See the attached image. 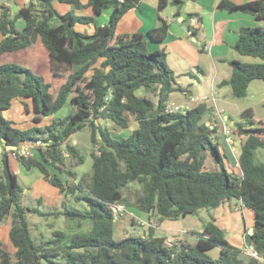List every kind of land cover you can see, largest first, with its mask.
Masks as SVG:
<instances>
[{"label": "trees", "instance_id": "16d2710c", "mask_svg": "<svg viewBox=\"0 0 264 264\" xmlns=\"http://www.w3.org/2000/svg\"><path fill=\"white\" fill-rule=\"evenodd\" d=\"M139 1L29 0L12 13L0 0V55L39 41L48 54L50 76L65 78L50 92V83L43 76L15 62H0V111L20 98L23 112H32L34 123L20 128L0 114V223L11 218L9 238L15 247L14 252L6 251L0 241V264H264L252 257L243 260L241 250L229 243L212 216L196 233L193 244L183 240L166 244L165 237L154 235L151 228L141 237H112L114 214L109 204L126 206L129 200L122 187L137 181L142 191L133 205L154 212L159 220H175L239 200L253 212V229L245 232V243L264 258V162L257 161L255 155V150H264V122L252 125L256 121L251 110H243L244 119L232 130L240 148L238 171H234L225 167L224 154L213 139L217 127L210 128L203 119L209 110L206 100L184 111H166L169 95L185 90L176 84L166 52L149 49L140 32L119 34L115 30L123 13ZM54 2L69 4L72 9L60 12ZM183 3L157 0V9L171 4L174 15H179ZM216 6L264 21V0H219ZM87 7L92 15L74 12ZM108 9L107 22L98 24L95 16ZM192 15L187 13V17ZM17 20L24 23L21 29L16 27ZM76 24L94 28L87 33L77 30ZM167 32L168 23L162 21L150 28L147 36L159 43ZM237 34L232 48L262 60L229 62L232 72L217 86H229L231 95L241 98L246 96L250 81L264 80V27L241 26ZM139 90L143 93L138 94ZM28 100L31 110H27ZM66 103L70 110L55 117ZM128 115L135 127L127 137H114L96 123L104 120L127 128ZM47 117H51L49 124L37 125ZM86 125L96 149L90 154L89 179L82 186L67 180L76 177L66 168L65 159L76 165L84 163L85 156L72 140ZM34 140H42L44 146L36 148L34 156H17L16 160L27 170L36 167L64 197L71 195L81 204V209L68 207L63 200L60 210L44 214L21 204L22 187L9 164L6 146ZM208 155L219 161L220 169L206 168ZM30 213L63 215L66 222L74 221L77 226L90 220L91 228L68 233L49 225L51 237L35 242L26 222ZM214 247L219 250L216 258L207 254Z\"/></svg>", "mask_w": 264, "mask_h": 264}, {"label": "crops", "instance_id": "0c3cea01", "mask_svg": "<svg viewBox=\"0 0 264 264\" xmlns=\"http://www.w3.org/2000/svg\"><path fill=\"white\" fill-rule=\"evenodd\" d=\"M14 1L17 5H15ZM183 1L184 3L180 10V14L174 15L175 7L171 4H168L162 10H158L157 0H140L136 7H132L123 13L116 24L115 30L119 34L140 32L144 35L149 49H164L166 52V62L177 76L176 84L185 88V90L179 92L184 94L188 93L187 88L183 86L181 80L184 75H189L191 79H195V82L201 89L204 88L203 93L200 96H196H207V94H212L215 88H218V90H216L218 97H225L228 92L225 90L223 91V89L228 86H217L222 79H217L218 62H216L215 59H217V61L223 60L221 55L225 53L228 48H232V45L237 39V31L239 27L245 25L260 26L261 23L260 21L255 20V18L250 14L240 12L228 13L225 10L218 9L216 5L219 0ZM233 1L241 3L249 0ZM9 4L20 7L25 4V2L23 0H9ZM70 9H72L71 5L68 6V10ZM74 12L76 14L92 15V10L88 7L85 9L74 10ZM109 13L110 10L108 9L103 11L100 15L95 16L96 22L98 24L106 23ZM187 13H193V15L191 17H187ZM191 18H196L197 23L195 25L190 24ZM186 19L187 22H185ZM162 21H166L168 23V32L165 39L158 43L152 41L147 36V31L150 28L161 24ZM16 22L19 23L16 24L19 25L18 27H23L24 23L22 20H17ZM75 28L80 31L92 33L94 27L92 24H76ZM1 37L2 36L0 35V39ZM1 56L2 55H0V58ZM230 61L231 60H229L228 63ZM10 62H12V60ZM204 63L209 66L210 71L206 72L201 69L200 65L203 66L205 65ZM196 67L202 74V80L196 79L194 76L193 69ZM13 101L21 102L20 98L13 99L11 107H13ZM206 103L207 106H209L208 102ZM11 107L5 110L8 113L7 119L12 120L15 123V126L20 128L32 126L29 125L30 121L26 122L27 115L29 114L24 113L23 110H18L16 117H13L10 113ZM232 144L235 145L234 152H232L235 158H237L240 148L236 138H232V143L228 144L230 148ZM220 153L222 154L223 152L220 151ZM17 165L21 166L19 162H17ZM13 171L15 172V170ZM31 190L33 193L32 196L35 200H37V202L44 204L45 206L52 207L55 211L60 207L64 197L58 189L54 192L53 197H45L43 199L37 191L33 190V188H31ZM68 204L69 203H66L67 206H70ZM201 211L205 214V220L212 216L214 223L223 231L225 238L233 246L240 249L242 255L246 256V258L249 257L246 249L247 245L245 243L244 234L245 232L250 233L253 229V212L246 208L239 200H230L228 202L221 203L210 210L203 208L194 215L179 217L175 220H159L158 216L155 215L154 212H143L139 209H135L131 212L130 220L131 223H138L145 226L143 236L147 235V232L151 228L154 235L165 237L166 244H168L167 242L170 239H173L171 243H175L179 240L189 242L188 237L185 235H193L196 241V233L202 230L203 224L198 220V214H201ZM66 224H68V226H66L69 228L70 222H66ZM10 225L11 218L9 216L4 219L2 223H0V241L2 242V247L6 251L14 252L15 247L12 245L9 238Z\"/></svg>", "mask_w": 264, "mask_h": 264}, {"label": "rangeland", "instance_id": "374dc122", "mask_svg": "<svg viewBox=\"0 0 264 264\" xmlns=\"http://www.w3.org/2000/svg\"><path fill=\"white\" fill-rule=\"evenodd\" d=\"M13 3V2H12ZM15 5L17 3L14 1ZM24 5V4H23ZM54 6L56 9H58L60 12H64L68 10L69 4L66 3H59L54 2ZM11 10V12H15L17 10V6L9 5L8 6ZM168 8V7H167ZM187 22V19L185 20ZM260 26L264 27V21H260ZM15 24H19L16 22ZM19 25H16L18 29H21V27H18ZM0 58V62H7L11 61L15 62L17 64H20L22 66L27 67L30 69L33 73L39 74L44 77L46 82L50 83L49 91L54 92L56 91L60 84L65 80L64 77H56L52 78L49 74V66H48V54L43 45L36 41L29 45L28 47H25L24 49L15 50L13 53H2ZM223 60H219L217 63V79H224L228 78L232 72V67L229 65L228 61L232 59L239 60L241 62L246 63H259L262 60L256 57L252 56H246L241 55L237 51L233 50V48H228L225 53L221 55ZM220 57V58H221ZM205 64V63H204ZM201 69L208 72L210 71L209 66L207 64L201 66ZM194 76L196 79L202 80V74L198 71L197 67L193 69ZM181 83L183 86H185L188 90V93L184 94L179 91H175L172 94L169 95L167 105L172 104H193L189 102V95L191 96H200L203 93L204 88H200L198 84L195 82V79H191L189 75H184L182 77ZM216 90L218 88H215L212 94H207L208 99L206 100L208 102V112L204 115L203 119L205 120V124H214V126L217 127L216 133L213 135L214 141H218L219 143V150L223 152L224 156L222 155V161L227 169H234L235 171L238 170L237 167V158H235L233 152H234V144H232L231 148L227 144L226 138L222 131V120H220L219 116L216 115V109H223L224 114L223 120L224 123L227 126H230L232 130L235 128L236 124L238 122H241L244 118L242 117V112L245 109H250L253 115V118L255 119V123L252 125H259L260 122H264V80L261 79H255L250 81L247 87V94L244 97L236 98L231 95L230 87H226L223 89V91H227L228 94L225 97H218ZM142 90L138 91V94H142ZM149 93V92H148ZM150 97H153L152 93H149ZM196 96V97H198ZM155 98V96H154ZM155 100V99H154ZM28 102L27 110H31V101ZM217 106V107H216ZM11 115L13 117H16V114L18 110H24V106L20 102L13 101V107H11ZM70 110L69 105L66 103L56 114L55 117H63L68 111ZM0 114L7 118V111H0ZM27 115V121H30L29 125H33L34 123L31 121L32 112L26 113ZM129 118V127L127 128H121L116 126L110 121H104V120H98L96 121L97 124L104 126L109 129V132L114 137H127L131 130L135 127V123L133 120V117L131 115L128 116ZM51 120V117L43 118L40 123H37V125H46L49 124ZM232 138H235L233 135V132L231 133ZM73 138L76 140V145L80 151L81 154L85 156V161L81 165L72 164L68 159H65L66 162V168L68 167L73 173L76 178L68 177L67 180H69V183L77 184L78 182L81 183L82 186H85L89 175L91 173V152L96 149V145L92 144L90 141V129L86 125L76 133H74ZM233 151V152H232ZM30 154L34 156L36 154V149H31ZM255 155L257 161L264 162V150L257 149L255 150ZM9 164L13 170H15V174L17 177V181L19 185L22 187V193H21V204L27 207H37L41 212L44 214L49 211H55L54 208L45 206L44 204H40L37 202V200L34 199L32 196V190L37 191L39 195L43 198H51L53 197V194L55 191H57V188L47 181L44 180L41 172L36 168L32 167L30 169H25L23 166L17 165V162L15 159L8 158ZM229 160V162H228ZM219 161L216 159H213L210 157V155L206 156L205 159V166L208 169H220V166L218 165ZM0 168H1V154H0ZM70 183V184H71ZM32 186V187H31ZM142 191V184L137 181L129 182L126 187H122V193L124 196L128 198V204H126V209L123 212H120L117 217L113 219V239H120L127 236H143L145 226H142L138 223H131L130 217L131 212H133L136 208L135 205H133L134 198L139 195ZM68 198V199H67ZM73 197L71 195H67L66 197H63L62 201L64 200L66 203H69L68 207L75 206L81 209V204L75 203L73 201ZM75 200V199H74ZM132 201V202H131ZM234 201V200H231ZM129 205V206H127ZM73 206V207H74ZM60 207L56 210H60ZM200 214V213H199ZM198 214V220L200 223L204 224L207 218L205 220V214L203 211H201V214ZM26 222L31 234L32 239L35 242H41L48 240L51 237V230L48 225H53L55 228L65 230L68 233H74L77 231H87L91 228V222L90 220H84L82 221L80 226L75 225L74 221H70L69 228L67 227L68 224H66V219L63 215L53 216V215H38L34 213L27 214L26 216ZM67 225V226H66ZM69 229V230H68ZM188 237L189 242L195 243V238L193 235L188 234L185 235ZM230 243V242H229ZM231 244V243H230ZM207 254L212 257L216 258L219 254V250L217 247H214L207 251ZM240 257L243 260H247L246 256L240 254ZM246 258V259H245Z\"/></svg>", "mask_w": 264, "mask_h": 264}, {"label": "built area", "instance_id": "2783aa9c", "mask_svg": "<svg viewBox=\"0 0 264 264\" xmlns=\"http://www.w3.org/2000/svg\"><path fill=\"white\" fill-rule=\"evenodd\" d=\"M23 1L26 4L29 0H23ZM2 4H4L5 6L10 5L9 0H2ZM196 23H197L196 18L190 19L191 25H195ZM207 99H208L207 96L196 97V96L189 95V102H191L193 104L189 105V104H185V103H180V104L167 105L166 111H168V112L184 111V110L190 109L192 106H195L199 102L207 100ZM222 114H224V112L222 110L216 109V115L219 116L220 120H222L223 134H224L228 144H231L232 143V137H230V136L232 133V128L230 126H227L224 123ZM208 126L210 128H212L214 126V124H208ZM72 143L75 144L76 140H72ZM39 146L40 147L44 146V143L42 142V140L24 141V142H21L17 146H6V150H7V155L9 158L16 159L17 156H25V157L31 156L30 150L34 149V148L36 149ZM64 156H67V154H64ZM109 207H110L112 213L114 214L115 218L117 217V215L120 212H123L126 209V206L123 204H109ZM142 224H144V223H142ZM172 241H173V239H170V240H168L167 243L171 244ZM246 249H247V253L250 257L257 259L259 262H264V258L252 246L247 245Z\"/></svg>", "mask_w": 264, "mask_h": 264}]
</instances>
